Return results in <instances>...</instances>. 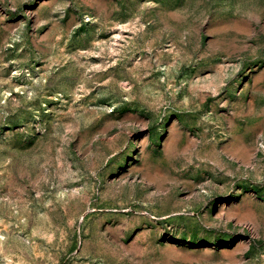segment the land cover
Instances as JSON below:
<instances>
[{
    "label": "rangeland",
    "instance_id": "1",
    "mask_svg": "<svg viewBox=\"0 0 264 264\" xmlns=\"http://www.w3.org/2000/svg\"><path fill=\"white\" fill-rule=\"evenodd\" d=\"M0 264H264V0H0Z\"/></svg>",
    "mask_w": 264,
    "mask_h": 264
}]
</instances>
